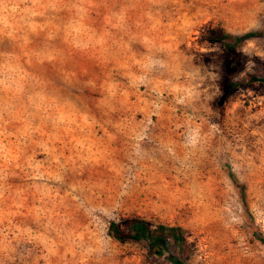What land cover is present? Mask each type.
Wrapping results in <instances>:
<instances>
[{"label": "rangeland", "instance_id": "1", "mask_svg": "<svg viewBox=\"0 0 264 264\" xmlns=\"http://www.w3.org/2000/svg\"><path fill=\"white\" fill-rule=\"evenodd\" d=\"M256 236L264 0H0V264H264Z\"/></svg>", "mask_w": 264, "mask_h": 264}, {"label": "trees", "instance_id": "2", "mask_svg": "<svg viewBox=\"0 0 264 264\" xmlns=\"http://www.w3.org/2000/svg\"><path fill=\"white\" fill-rule=\"evenodd\" d=\"M212 36V41H217L223 43L224 49L227 51V53L232 54L234 49L237 48L240 43L245 40L249 39L255 36H258V33L256 32H249V33H244L239 36H232L229 35L225 32H220L218 33L215 30H212L211 32ZM239 70L234 69V67L231 65L229 69L227 70L228 74H235ZM237 83L236 82H229L226 86V89L223 91L222 98H226L230 92L236 88ZM232 182L235 186V190L238 194V197L243 201L244 200V195H243V189L237 185L236 181L232 179ZM108 231L112 238L116 241H123L126 239H133L137 237L138 234H144L146 232L145 224L142 221H137V220H119L117 222H110L108 225ZM163 232L171 233V234H176L177 230L172 229V228H165L162 226H158L155 228L153 235L149 238L148 242V247L151 251L158 253L160 250V247L162 248L163 242L161 239V234ZM256 229L252 227L251 224V229H250V234L255 235ZM257 241L264 245V238L261 236H256Z\"/></svg>", "mask_w": 264, "mask_h": 264}]
</instances>
